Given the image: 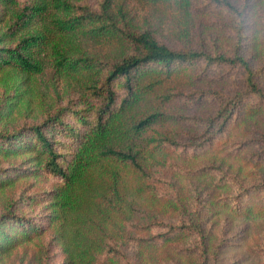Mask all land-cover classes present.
I'll list each match as a JSON object with an SVG mask.
<instances>
[{
  "label": "trees",
  "instance_id": "16d2710c",
  "mask_svg": "<svg viewBox=\"0 0 264 264\" xmlns=\"http://www.w3.org/2000/svg\"><path fill=\"white\" fill-rule=\"evenodd\" d=\"M201 1L202 6L227 16L222 23L232 37L229 51L187 44L172 47L155 35L159 25L152 30L148 20H135L122 0H97L92 5L73 0H0V22L4 21L0 28V72L34 78L43 70L48 51L50 58H46L55 72L71 77L81 87L77 96L57 98L55 105L44 107L39 122L0 132L2 144L11 136L18 137L22 129L32 132L33 139L23 146L8 145L4 150L31 151L30 158L59 179L49 192L59 220L54 223L51 239L64 254L61 264H120L119 256H124L120 246L132 245L142 252L176 233L189 236L185 247L177 245L187 256L192 254L193 260L201 264L216 262L217 247L213 246L209 230H205L208 213L202 214L201 209L207 205L198 202L199 207L190 206L187 211L185 197L175 193L162 199L176 212L173 219L133 218L139 210V200L149 207L156 199L154 183L145 167L156 149L171 146L184 155L195 154L217 135L227 132L234 121H244L264 104V55L254 65L243 52L249 3ZM138 2L160 17L172 18L167 24L170 35L181 38L185 33L179 20L190 14L192 0ZM6 11L9 17L4 19ZM82 38L101 41L113 53L103 56L80 51ZM197 61L202 71L211 67L235 71L238 83L188 93L169 91L173 86L170 83L175 78L179 80L183 63ZM176 97L188 102L213 98L217 105L212 114L204 117L172 113L167 109L168 102ZM76 103L80 107L72 108ZM76 114L80 126L64 120L66 115ZM172 117L176 122L190 121L205 127L199 135L178 143L171 128H155ZM59 122L66 129H61L67 133L64 141L51 135ZM247 124L244 121L241 125L243 138L235 141L232 148L239 150L244 163L264 170V125H260L258 135L245 137ZM198 168L201 173L223 171L220 165L210 162H202ZM240 178L229 174L227 179H220L217 184L221 191L211 200L225 206L226 211L253 219L258 226V219L264 220V177L252 181ZM5 182L0 177V184ZM1 218L0 251L17 240L10 233L12 226L7 228ZM28 233L22 232L23 236H31ZM260 237L264 239V231L258 232L255 243L261 241Z\"/></svg>",
  "mask_w": 264,
  "mask_h": 264
},
{
  "label": "rangeland",
  "instance_id": "374dc122",
  "mask_svg": "<svg viewBox=\"0 0 264 264\" xmlns=\"http://www.w3.org/2000/svg\"><path fill=\"white\" fill-rule=\"evenodd\" d=\"M73 1L92 5L97 0ZM122 1L128 5L135 20H148L152 30L159 25L154 31L155 35L172 47L187 44L192 48L201 46L206 50L229 51L230 49L232 37L228 35L222 23L228 19L227 16L218 9L202 6L201 0H192L190 14L179 20L185 29V33L181 35L184 38L169 34L167 24L172 18L168 20L154 14L138 0ZM231 1L239 4L243 0ZM246 1L249 3L248 14L245 17L247 25L244 39L247 45L244 46L243 52L254 65H258L264 55V0ZM8 17L9 13L6 11L4 19ZM3 24L4 21L0 22V28ZM79 47L80 51L83 50L89 55L96 52L103 56L113 53L111 47L93 39L82 38ZM46 57L50 58L48 51ZM46 57L43 70L34 78L21 74L4 75V72H0V132L15 131L24 125L37 123L42 118L44 107L50 104L53 106L60 99L80 94L81 87L76 86L77 82L71 77L66 78L65 75L56 73ZM182 66L179 80L175 78L173 83H170L175 87L172 86L169 91L180 89L182 93H188L199 88H222L230 86L234 81L238 83L239 77L237 79L236 72L225 67H211L202 71V64L199 61L183 63ZM262 86L264 88V82ZM168 104L167 109L169 108L172 113L204 117L214 112L217 102L213 98L188 102L176 97L170 99ZM262 105V109L255 110L244 118V121H248L245 137L258 135L260 125H264V104ZM76 107L79 108L80 104H73L72 108L76 109ZM77 115H66L64 120L80 126L81 122L76 120ZM174 121L173 117L169 118L164 123L155 125V128H171V135L178 140V143H185L191 136L199 135L205 127V124H194L190 121H175V123ZM244 121H234L229 125L227 132L217 135L211 142L205 144L197 152L198 154L188 152L184 155L179 151L180 149L171 146L156 149L145 166L154 183L153 193L156 199L149 207L139 200V210L134 212L133 218L139 221L147 220L149 217L173 219L176 212L170 209V205H165L162 199L175 193L180 194L185 197L183 201L188 206L187 211L190 206L199 207V203L202 206L207 205L201 208L202 214L206 211L208 213L205 230H209L213 246L217 247L216 262L211 264H262L264 239L260 237L261 241L256 243L255 240L258 232L264 231V220L258 219L256 226L253 219L242 218L239 213L226 211L225 206H220L219 203L211 200L221 191V186L217 182L220 179H227L229 174L249 181H252V178L264 177L263 169L244 163L238 156L239 150L235 151L232 148L235 141L243 138L240 128ZM64 127L59 122L52 130L51 135L57 141H64L67 138V133L61 130ZM20 133L18 137L11 136L8 142L0 143V177L6 179L4 184H0V217L4 219L7 228L9 225L12 226L10 233L17 237L16 241L0 251V264H61L64 254L59 245L51 239L54 223H58L59 220L50 204L49 192L59 179L41 169V164L30 158L31 151L19 152L20 150L13 151L11 148L4 150L8 145H13L12 148L23 146L25 141H30L34 137L28 129H22ZM235 152L237 154H234ZM202 162L220 165L222 174L219 172L221 170L216 169L201 173L198 167ZM237 167L240 171H237ZM176 201L174 200L175 203ZM195 201L197 204H193ZM23 231H29L28 234L31 236H23ZM188 242L189 236L176 233L160 243L161 245L157 244L154 248H147L142 252L132 245L124 244L120 246L124 256H119V262L120 264H201L200 261L193 260L192 254L189 253L187 256L184 251L177 248V245L185 247ZM254 243L255 245L250 246ZM202 264L210 263L205 261Z\"/></svg>",
  "mask_w": 264,
  "mask_h": 264
}]
</instances>
